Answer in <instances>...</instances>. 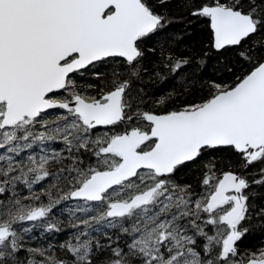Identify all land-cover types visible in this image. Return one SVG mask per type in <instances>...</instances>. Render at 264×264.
Segmentation results:
<instances>
[{"label": "snow or ice", "instance_id": "6c2138e0", "mask_svg": "<svg viewBox=\"0 0 264 264\" xmlns=\"http://www.w3.org/2000/svg\"><path fill=\"white\" fill-rule=\"evenodd\" d=\"M0 264H264V0H0Z\"/></svg>", "mask_w": 264, "mask_h": 264}]
</instances>
